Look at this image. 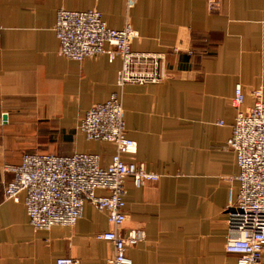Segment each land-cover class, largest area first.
I'll use <instances>...</instances> for the list:
<instances>
[{"label":"crops","instance_id":"0c3cea01","mask_svg":"<svg viewBox=\"0 0 264 264\" xmlns=\"http://www.w3.org/2000/svg\"><path fill=\"white\" fill-rule=\"evenodd\" d=\"M221 3L210 11L207 0H0V182L26 154H98L106 167L116 147L88 141L80 125L118 92L127 136L138 144L134 160L160 176L143 188L125 182L121 231L144 235L127 251L132 264H237L225 249L240 191L227 147L231 100L240 84L244 110L257 94L264 103V0ZM60 9L96 10L109 28L131 26L133 51L164 54L168 78L119 90L120 58H64L54 31ZM20 198L7 200L0 188V264H109L112 244L96 239L114 229L105 213L87 203L76 226L39 231Z\"/></svg>","mask_w":264,"mask_h":264},{"label":"built area","instance_id":"2783aa9c","mask_svg":"<svg viewBox=\"0 0 264 264\" xmlns=\"http://www.w3.org/2000/svg\"><path fill=\"white\" fill-rule=\"evenodd\" d=\"M221 2L207 0L209 10H218ZM54 31L60 55L70 61L82 63L100 55L108 56L111 61L120 58L122 65L116 81L119 90L127 85L160 84L168 78L164 54L133 51L132 44L138 33L129 25L121 30L109 28L96 10L60 9ZM1 33L0 28V38ZM260 98L257 94L254 106L244 110L245 93L238 84L231 100L237 114L227 147L236 155L240 191L230 207V235L225 249L238 256L237 264H261L264 255V103ZM80 128L88 141L111 143L116 147L106 167L98 154H26L21 165L5 167L12 179L0 182V188L5 198L14 202H20L21 195L25 194L30 225L39 231L57 226L74 227L83 217L85 205H93L107 215L114 227L96 235L97 240L113 246L109 264H132L127 251L141 242L144 235L138 230L127 234L121 231L128 218L125 182L132 179L137 188H143L149 182L158 181L160 176L134 160L138 144L127 136L118 92L105 103L93 105ZM77 262L65 257L56 264Z\"/></svg>","mask_w":264,"mask_h":264},{"label":"rangeland","instance_id":"374dc122","mask_svg":"<svg viewBox=\"0 0 264 264\" xmlns=\"http://www.w3.org/2000/svg\"><path fill=\"white\" fill-rule=\"evenodd\" d=\"M5 122H7V120H4Z\"/></svg>","mask_w":264,"mask_h":264}]
</instances>
